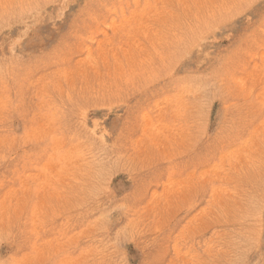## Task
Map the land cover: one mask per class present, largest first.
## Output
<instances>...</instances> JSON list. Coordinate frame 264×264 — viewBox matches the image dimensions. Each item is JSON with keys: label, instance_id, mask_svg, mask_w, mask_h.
Here are the masks:
<instances>
[{"label": "rangeland", "instance_id": "obj_1", "mask_svg": "<svg viewBox=\"0 0 264 264\" xmlns=\"http://www.w3.org/2000/svg\"><path fill=\"white\" fill-rule=\"evenodd\" d=\"M0 264H264V0H0Z\"/></svg>", "mask_w": 264, "mask_h": 264}]
</instances>
